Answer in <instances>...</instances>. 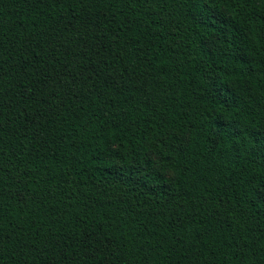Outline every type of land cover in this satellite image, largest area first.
I'll use <instances>...</instances> for the list:
<instances>
[{
  "label": "trees",
  "instance_id": "16d2710c",
  "mask_svg": "<svg viewBox=\"0 0 264 264\" xmlns=\"http://www.w3.org/2000/svg\"><path fill=\"white\" fill-rule=\"evenodd\" d=\"M0 264H264V0H0Z\"/></svg>",
  "mask_w": 264,
  "mask_h": 264
}]
</instances>
